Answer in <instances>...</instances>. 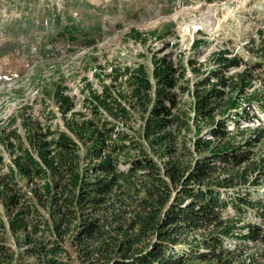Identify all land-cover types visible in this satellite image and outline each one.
<instances>
[{
  "label": "trees",
  "instance_id": "16d2710c",
  "mask_svg": "<svg viewBox=\"0 0 264 264\" xmlns=\"http://www.w3.org/2000/svg\"><path fill=\"white\" fill-rule=\"evenodd\" d=\"M43 12L26 33L45 29L38 35L55 44L75 42L78 31L94 43L83 31L101 26L85 27L91 18L75 25L67 15L61 27ZM226 55H214L216 67L191 92L166 57L153 58L151 75L142 64H113L111 85L97 75L100 92L84 86L88 115L60 83L42 85L60 127L25 105L0 131V264H264V149L256 152L264 128L239 125L251 108L264 112V95L249 93L250 67L226 75L242 66ZM174 90L191 94L187 106Z\"/></svg>",
  "mask_w": 264,
  "mask_h": 264
},
{
  "label": "rangeland",
  "instance_id": "374dc122",
  "mask_svg": "<svg viewBox=\"0 0 264 264\" xmlns=\"http://www.w3.org/2000/svg\"><path fill=\"white\" fill-rule=\"evenodd\" d=\"M43 11L60 17L61 27L69 23L67 15L76 18L75 25L83 17L91 18L85 27L99 23L97 30H83L94 43L87 46L75 31L77 40L69 43L72 48L60 52L69 46L60 47L61 41H57V48L51 47L55 39L45 42L38 35L45 29L26 33L30 26L38 27L41 19H45ZM59 29L60 26L47 31L53 34ZM132 30L141 36V42L134 40ZM262 41L264 0H0V131L25 105L43 125L60 127V113L52 100L40 92L42 85L60 83L66 87L65 93L74 102L75 111L88 115V107L83 103L87 96L85 84L89 83L97 92L101 91L99 80L111 85L113 64L129 67L142 64L151 75L153 58L166 57L182 67L185 77L180 85H187L191 92L216 67L214 55L225 51L226 57L242 63L226 75L233 77L242 72L243 66L250 67L254 86L249 93L257 90L264 95V63L255 71L253 68L264 59V50L262 54L257 52ZM174 93L180 95L181 106L188 105L189 92L181 94L180 90H174ZM47 110L55 112L56 118L52 114L51 122H47L50 117ZM248 117L250 122L239 123L247 134L264 128V112L254 107ZM138 119L135 114L129 123L132 132L141 126ZM263 149L264 144L256 152ZM2 156L5 164H10L9 155ZM248 219L256 221L253 215ZM0 223L7 226L4 216L0 217Z\"/></svg>",
  "mask_w": 264,
  "mask_h": 264
},
{
  "label": "built area",
  "instance_id": "2783aa9c",
  "mask_svg": "<svg viewBox=\"0 0 264 264\" xmlns=\"http://www.w3.org/2000/svg\"><path fill=\"white\" fill-rule=\"evenodd\" d=\"M139 124H141L140 122H139ZM233 128L231 127V128H229V130H232Z\"/></svg>",
  "mask_w": 264,
  "mask_h": 264
},
{
  "label": "bare ground",
  "instance_id": "6f19581e",
  "mask_svg": "<svg viewBox=\"0 0 264 264\" xmlns=\"http://www.w3.org/2000/svg\"><path fill=\"white\" fill-rule=\"evenodd\" d=\"M159 24V23H158ZM202 26V25H201ZM69 46V45H68Z\"/></svg>",
  "mask_w": 264,
  "mask_h": 264
}]
</instances>
